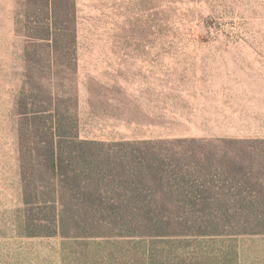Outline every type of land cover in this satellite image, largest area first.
<instances>
[{
  "label": "rangeland",
  "instance_id": "obj_1",
  "mask_svg": "<svg viewBox=\"0 0 264 264\" xmlns=\"http://www.w3.org/2000/svg\"><path fill=\"white\" fill-rule=\"evenodd\" d=\"M78 2L74 85L82 136L196 137L214 148L227 143L205 142L264 138V6L246 5L243 16L237 1L224 0L230 3L224 7L204 0L182 5L167 22L162 0ZM17 8L16 0H0V264H264V233L88 240L20 235L12 113L16 99L28 95L20 91L31 49L18 33ZM263 159L254 165L260 178Z\"/></svg>",
  "mask_w": 264,
  "mask_h": 264
},
{
  "label": "trees",
  "instance_id": "obj_2",
  "mask_svg": "<svg viewBox=\"0 0 264 264\" xmlns=\"http://www.w3.org/2000/svg\"><path fill=\"white\" fill-rule=\"evenodd\" d=\"M16 1L18 33L31 49L30 72L20 91L28 95L16 99L12 113L21 236L88 240L264 233V178L254 168L264 157H257L264 148L254 144H264V138L205 142L227 143L214 148L196 137L82 136L74 85L79 2ZM162 1L167 22L182 5L204 2ZM235 1L243 16L246 5L264 6V0ZM153 16L155 21L158 12Z\"/></svg>",
  "mask_w": 264,
  "mask_h": 264
},
{
  "label": "crops",
  "instance_id": "obj_3",
  "mask_svg": "<svg viewBox=\"0 0 264 264\" xmlns=\"http://www.w3.org/2000/svg\"><path fill=\"white\" fill-rule=\"evenodd\" d=\"M105 259H106V258H105ZM108 261H109V262H113V263H114V261H115V258L110 256V257H108Z\"/></svg>",
  "mask_w": 264,
  "mask_h": 264
}]
</instances>
